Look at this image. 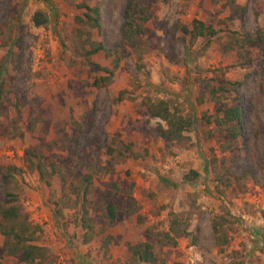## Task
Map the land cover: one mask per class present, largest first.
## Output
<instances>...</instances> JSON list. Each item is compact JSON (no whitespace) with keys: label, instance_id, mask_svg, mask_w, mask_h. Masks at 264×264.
<instances>
[{"label":"rangeland","instance_id":"374dc122","mask_svg":"<svg viewBox=\"0 0 264 264\" xmlns=\"http://www.w3.org/2000/svg\"><path fill=\"white\" fill-rule=\"evenodd\" d=\"M125 2L0 0V204L12 194L46 251L23 263L0 235V264H150L130 257L136 242L155 264H264V0H138L134 46ZM192 19L214 34L183 33ZM95 42L110 54L87 60L111 71L96 86L108 72L82 55ZM147 99L191 119L181 140L160 135ZM232 106L240 123L215 124Z\"/></svg>","mask_w":264,"mask_h":264},{"label":"trees","instance_id":"16d2710c","mask_svg":"<svg viewBox=\"0 0 264 264\" xmlns=\"http://www.w3.org/2000/svg\"><path fill=\"white\" fill-rule=\"evenodd\" d=\"M138 0H126L122 11V22L119 27L120 39L122 42L134 46V39L138 37L142 31V25L146 17L138 9ZM83 18H78L90 28H99V9L96 6H88L83 4ZM31 21L35 25L43 24L45 17L38 11L31 16ZM190 29L183 27L182 32L187 33L189 37H210L214 34V29L210 25H204L200 20L192 19ZM110 54L109 49H106L101 42L91 43L88 49L83 50V57L87 58L97 52ZM116 63V60H114ZM89 69L92 71L108 72L107 75L98 76L93 79L94 86L104 84L108 81L111 71L97 64L86 61ZM147 113L150 117L156 118L163 123V126L158 123L157 129L160 135L168 141H179L183 138V132L187 131L191 126V119L181 116L170 111L167 102L162 99L150 100L145 102ZM220 117L214 119L215 124L221 125L229 122L239 124L241 121V110L238 106L228 108H217ZM230 136L235 135V128L230 127ZM38 172L39 167H35ZM104 216L110 222L115 217V207L112 203H108L104 209ZM83 228H90L83 224ZM36 228L31 226L20 213L18 206L14 203V198L11 193L6 192L3 202L0 204V235L2 236V246L7 255H15L17 259L23 263H33L36 260H41L45 256V249L34 243ZM217 232L213 225V233ZM127 251L132 259L137 262L155 264L151 245L147 242H136L127 246ZM176 264V263H173Z\"/></svg>","mask_w":264,"mask_h":264}]
</instances>
